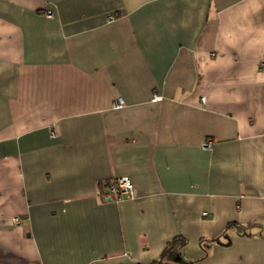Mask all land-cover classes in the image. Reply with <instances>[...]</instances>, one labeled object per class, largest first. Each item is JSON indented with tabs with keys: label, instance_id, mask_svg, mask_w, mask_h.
Here are the masks:
<instances>
[{
	"label": "crops",
	"instance_id": "0c3cea01",
	"mask_svg": "<svg viewBox=\"0 0 264 264\" xmlns=\"http://www.w3.org/2000/svg\"><path fill=\"white\" fill-rule=\"evenodd\" d=\"M117 177L135 200L104 198ZM179 236L190 264H264V0H0V264H150Z\"/></svg>",
	"mask_w": 264,
	"mask_h": 264
},
{
	"label": "built area",
	"instance_id": "2783aa9c",
	"mask_svg": "<svg viewBox=\"0 0 264 264\" xmlns=\"http://www.w3.org/2000/svg\"><path fill=\"white\" fill-rule=\"evenodd\" d=\"M48 18H52L53 14L51 11L46 13ZM112 20L113 17H110ZM162 98L158 95H154L153 102H158ZM125 106V102L123 99H119L114 103V108H122ZM56 133L53 132V136ZM211 143L205 144V147H210ZM105 187L107 188L106 193L104 194V198L109 201L120 202L122 200H135L137 198L135 194V189L133 182L128 177H117L105 183ZM206 215V214H204ZM15 223L19 224L21 222L20 218H15L13 220Z\"/></svg>",
	"mask_w": 264,
	"mask_h": 264
},
{
	"label": "trees",
	"instance_id": "16d2710c",
	"mask_svg": "<svg viewBox=\"0 0 264 264\" xmlns=\"http://www.w3.org/2000/svg\"><path fill=\"white\" fill-rule=\"evenodd\" d=\"M232 227L230 224L228 227ZM187 240L184 237H176L168 242L161 258L150 264H190L183 258V248L186 246Z\"/></svg>",
	"mask_w": 264,
	"mask_h": 264
}]
</instances>
